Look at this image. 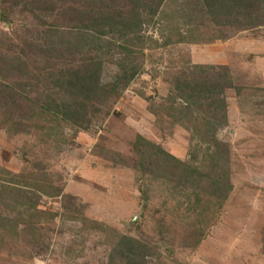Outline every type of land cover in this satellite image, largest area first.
Here are the masks:
<instances>
[{
    "label": "rangeland",
    "instance_id": "1",
    "mask_svg": "<svg viewBox=\"0 0 264 264\" xmlns=\"http://www.w3.org/2000/svg\"><path fill=\"white\" fill-rule=\"evenodd\" d=\"M232 5L0 0V264H264V0Z\"/></svg>",
    "mask_w": 264,
    "mask_h": 264
},
{
    "label": "trees",
    "instance_id": "2",
    "mask_svg": "<svg viewBox=\"0 0 264 264\" xmlns=\"http://www.w3.org/2000/svg\"><path fill=\"white\" fill-rule=\"evenodd\" d=\"M201 1L203 2V5L206 7V14L213 19H217L220 16H223V14H226L229 16V13L231 11L230 9L234 8L233 5L231 6L232 0H201ZM133 20H135L136 22V19H133ZM88 75L84 74L82 76V79H80V83L83 86L86 85L88 87H96L94 84L95 81L90 79V77L92 76L90 75L88 76ZM90 80L92 83L90 82Z\"/></svg>",
    "mask_w": 264,
    "mask_h": 264
}]
</instances>
